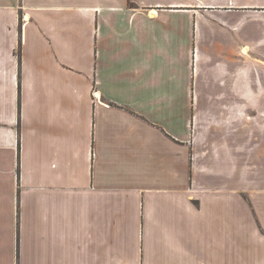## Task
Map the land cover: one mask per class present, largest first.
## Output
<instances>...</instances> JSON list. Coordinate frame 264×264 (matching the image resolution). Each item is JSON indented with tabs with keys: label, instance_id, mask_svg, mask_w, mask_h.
Wrapping results in <instances>:
<instances>
[{
	"label": "crops",
	"instance_id": "crops-1",
	"mask_svg": "<svg viewBox=\"0 0 264 264\" xmlns=\"http://www.w3.org/2000/svg\"><path fill=\"white\" fill-rule=\"evenodd\" d=\"M0 264H264V0H0Z\"/></svg>",
	"mask_w": 264,
	"mask_h": 264
}]
</instances>
